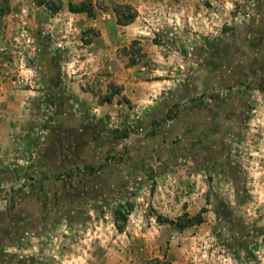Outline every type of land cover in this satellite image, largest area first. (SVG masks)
<instances>
[{
    "label": "rangeland",
    "instance_id": "1",
    "mask_svg": "<svg viewBox=\"0 0 264 264\" xmlns=\"http://www.w3.org/2000/svg\"><path fill=\"white\" fill-rule=\"evenodd\" d=\"M5 1L0 264H264V0Z\"/></svg>",
    "mask_w": 264,
    "mask_h": 264
},
{
    "label": "trees",
    "instance_id": "2",
    "mask_svg": "<svg viewBox=\"0 0 264 264\" xmlns=\"http://www.w3.org/2000/svg\"><path fill=\"white\" fill-rule=\"evenodd\" d=\"M6 5H8V0L5 1ZM93 5L90 0H86V2H81L80 4H69V10L74 13H82L85 12L89 15L92 14L93 11ZM119 8V9H118ZM59 9V8H57ZM57 9L55 11H57ZM128 10L127 14H123L121 10ZM50 10V8H49ZM132 10V8L129 5H119L117 7V10H115L116 14H119L118 23L121 25H127L131 23L135 17H136V12L132 10V12H129ZM132 204L131 203H126V204H119L116 207L111 208V214L113 217V223L115 228L117 229L118 232L122 233L125 230V226L129 220L130 213L132 211ZM159 222H169L173 223L171 220H158ZM203 218L202 214L199 213L196 216L193 217H187L184 223H179L177 224L178 228H184L185 226L191 225V224H200L202 223ZM142 264H173L165 254H163L161 257H154L151 259H148L144 261Z\"/></svg>",
    "mask_w": 264,
    "mask_h": 264
}]
</instances>
